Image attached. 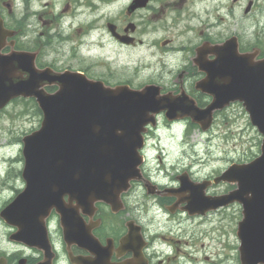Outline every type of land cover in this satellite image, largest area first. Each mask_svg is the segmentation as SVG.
<instances>
[{"label": "water", "instance_id": "1", "mask_svg": "<svg viewBox=\"0 0 264 264\" xmlns=\"http://www.w3.org/2000/svg\"><path fill=\"white\" fill-rule=\"evenodd\" d=\"M146 1L136 0L128 11L145 5ZM108 27L114 31L113 24L109 23ZM120 38L129 42L125 37ZM210 48L198 49L199 68L208 73V78L199 81L197 87L212 96L204 108L198 107L184 91L175 95L160 93L163 98L156 100L155 89L159 86L155 84L144 85L147 88L144 93H136V89L125 84L116 85L114 87L123 89L112 93L104 90L111 86L82 73L55 72L60 76H51L49 72L54 71L49 68L38 70L34 66V55L29 52L0 57V108L13 97L32 96L42 111L40 127L23 137L25 187L0 211V216L9 224L27 226L55 208L60 215L64 237L75 239L78 234L72 227L75 216L65 211L62 197L68 194L70 200L74 199L81 207L93 205L91 199L101 200L118 210L114 190H119L128 177L136 175L134 164L137 160L133 149L139 145L137 133L146 120L147 110L156 115L159 109L167 107L165 116L168 120L175 119L176 113L180 112L206 130L214 110L239 100L251 123L263 134L260 154L247 163L229 165L214 179V182L222 180L236 184L226 195L203 196L202 192L209 184L207 181L201 186H193L183 180L182 186L192 193L186 206L189 212H204L229 202H239L243 218L237 234L243 241L244 264H255L257 259H264V58L255 60V65L250 64L249 56L255 59L254 52H238L234 37ZM207 52H215L218 59L215 62L201 60ZM13 62L29 72L27 81L11 83L13 67L8 69L6 66H13ZM216 77H229L230 81L220 85L215 82ZM45 80L59 82L61 89L53 82L51 84L57 86L54 92L48 93L44 89L37 92V85ZM117 128L123 130V135L115 134ZM109 175L111 181L105 179ZM247 192H252L251 199L245 198ZM126 239L123 238V244Z\"/></svg>", "mask_w": 264, "mask_h": 264}, {"label": "clouds", "instance_id": "2", "mask_svg": "<svg viewBox=\"0 0 264 264\" xmlns=\"http://www.w3.org/2000/svg\"><path fill=\"white\" fill-rule=\"evenodd\" d=\"M49 0H0V11L5 15H10V19L20 22L23 25L22 31L19 34V40L26 47H32L36 44L40 32L43 31L44 24L42 14L47 11L46 5ZM136 0H93V4L86 5L77 3L74 5V12L79 13L82 8L87 7L88 17L86 23L89 25L90 33H98L102 35V40L108 49L116 51L137 52L140 49L139 45H133L125 48L119 44L108 32L106 24L109 20L120 21L127 23L125 16L130 5H134ZM169 5H180L181 0H166ZM159 7L160 5H156ZM172 17L177 16V10L173 8ZM144 12L136 13L133 22L142 23ZM223 17L222 22L217 21V17ZM71 17L60 16L56 25L51 29L49 35L51 42L40 50V60L43 65L55 66L60 68L65 74L70 75L65 68V65L71 67V62L79 56V44L69 39L71 31L67 30L66 21ZM180 22L186 26L187 31L182 37L184 43L180 47H173L164 52H159L152 45V49L157 52V60L152 64H143L136 62L125 67V72L130 78L136 93H144L147 88L144 85L150 82L159 84V88L155 89L156 100L163 98L160 94L161 90L179 87L181 91H191L196 86L197 81H205L208 78V73L203 72L201 75H189L183 79H177L184 69L188 66L189 60L187 56L191 53H186L184 49L190 48L193 43L198 42L201 37L198 34L204 31L208 37L213 39H227L231 34L232 29L238 31L240 39L247 44H255L258 39L264 38V0H259L257 9L248 16L237 17L229 8L226 0H187V4L183 6L179 14ZM171 23V19L169 20ZM167 34L166 28H160L158 33L151 34L152 40L161 39ZM123 35V33H122ZM147 34H142L140 39L147 40ZM83 39V38H82ZM76 47L74 54L72 49ZM12 48L13 45L7 44L6 40L2 39L0 48ZM208 47V46H207ZM211 49L210 47H208ZM13 53H9V56ZM8 56V57H9ZM3 57V56H0ZM250 57V64H257L254 57ZM171 58V62H168ZM198 58V51L195 60ZM83 59V58H81ZM111 59V58H110ZM204 59L208 62H215L218 56L215 52L205 53ZM124 64L113 63L110 68L119 76L120 72L117 69ZM77 61V67H79ZM85 70H92L99 73L104 71L107 74V69L97 68L95 62L90 60L84 61ZM51 76L59 77L55 72H49ZM12 84H19L21 81L29 79V72L16 66L13 62V70L10 72ZM230 81L229 77L221 79L216 77V83L226 85ZM55 82L59 89L61 84L57 81L49 82L47 80L39 83L36 91L48 87ZM123 88L111 87L104 89L112 93H117ZM126 90V89H124ZM176 99V97H171ZM159 123L152 124V118L155 112L147 110L145 112L146 120L140 125L138 130L139 145L133 151L137 162L134 164L136 175L128 177L124 181V185L119 190H114L116 201L120 200L121 193L124 192V202L127 205L128 215L133 219L132 227L140 226L145 229L144 233H131L138 237L141 242L139 256L132 250L124 251L126 256L125 264H140L141 258L146 256L151 260V264H157L158 261H163L164 264H203V261L197 258L196 253L192 252L191 257L186 256L183 252H177L172 243L162 240L160 234L171 233L175 235L174 226L179 222L170 214V209L161 205L157 197L166 193L168 189H175V200L178 204L187 206L192 193L190 189L179 191L182 188L181 176H186L188 182L193 186H201L203 181L214 174L215 170L221 166L227 170L228 165L224 163L220 157L223 155L216 148L218 140L211 139L207 132L200 133L195 139L188 131V123L190 117L176 113L175 119L165 123V114L168 112L167 107L159 109ZM145 124L151 125L145 130ZM99 131V128H95ZM117 136L123 135V130L117 128L115 131ZM146 141V143H145ZM20 148V144L15 145ZM106 180L111 181V176H106ZM129 181H133V186L129 188ZM26 183V182H25ZM25 183L21 187H25ZM238 183V181H237ZM149 188L152 191H149ZM149 194H152L149 198ZM203 195L210 196L212 192H202ZM68 195V194H67ZM252 192L245 193L246 199H251ZM63 199V197H62ZM68 195V200L65 206H73L77 211H83L78 202L75 205ZM96 199H91V204ZM40 223H43L44 216L38 217ZM184 224H189L191 221L183 218ZM85 228H90V225H85ZM236 239V237H233ZM239 245L238 253L233 252L224 260V264H237L236 257L243 264L241 248L243 241L241 238L237 240ZM122 245V242H121ZM4 253L8 256L14 255L16 252H22L24 256L35 255L30 248H19L16 246L5 247ZM57 251H61V246L57 245ZM190 251L187 247L185 252ZM90 261L96 260V254L89 252L85 258ZM76 260L73 258V261ZM59 264H69V255L65 252L59 258ZM255 264H264V259H257Z\"/></svg>", "mask_w": 264, "mask_h": 264}, {"label": "flooded vegetation", "instance_id": "3", "mask_svg": "<svg viewBox=\"0 0 264 264\" xmlns=\"http://www.w3.org/2000/svg\"><path fill=\"white\" fill-rule=\"evenodd\" d=\"M237 1V0H233ZM239 1V0H238ZM77 3H84L86 5L93 4V0H49V3L46 5L47 11L42 14L44 28L43 31L40 32V35L37 39V42L32 47H26L24 44L21 43L19 40V34L22 31L23 25L20 22H16L13 19H10V15H5L4 12L0 11V19L2 20V24L6 29L15 30L16 34L7 37H1L0 42L2 39L6 40L7 44L13 45L12 48L4 47L0 48V54L7 55L12 51H30L35 53V65L38 68L50 67L55 71H61L60 68L55 66H47L43 65L40 60V50L46 46L48 43L51 42V37L49 35L51 29L56 25L57 20L60 16L71 17L66 21V29L71 31V39L74 44H79V56L71 62L72 66L68 67L65 65L67 70H77L82 71L87 74L92 70H85L84 68V61L90 60L94 62V33L89 32V25L86 23L88 17L87 7L81 9V11L77 14L74 12V5ZM259 6V0H246L245 7L243 9V14L246 16L253 13L257 7ZM150 6H146L148 8ZM247 8V10H245ZM135 24V23H134ZM117 26V25H116ZM116 31L119 35H130L134 38L129 44H123L117 42L125 47H131L133 45H143L144 40L140 39L141 34L143 32L137 31V25H134L133 30H124V25L117 26ZM138 33V37H137ZM231 35V34H230ZM238 42H239V50L240 51H247L251 48H258L257 58L264 55V40L256 42L254 45L252 44L250 47H246L245 49H241V39L239 35L235 34ZM83 38V39H82ZM224 39H213L208 37L207 35L202 38L199 43L205 44H217L221 43ZM152 45H156V43H152ZM151 45V46H152ZM195 48L194 46L192 50L188 51L191 53V56H188L189 64L184 69V71L179 74L177 79H183L189 75H201L203 72L198 69L196 64L192 61L195 57ZM73 53H76V47L74 46L72 49ZM83 58V59H81ZM77 61H79V67H77ZM127 82L132 85L131 80H127ZM133 86V85H132ZM47 91H52L51 86L45 88ZM180 90L179 87L171 88V89H164L163 91H170L173 94L177 93ZM188 94L195 97L197 104L200 106H204L207 102L210 101V96L200 92L193 87L191 91L185 90ZM27 116H30L29 113H26ZM21 176V173H19ZM19 177V176H18ZM213 176H209L211 179ZM208 178V179H209ZM133 181L131 182L130 188L133 186ZM216 186H209L205 193L211 191L212 196H218L221 194H225L227 192L226 189L221 191H216L214 188ZM149 191H152L149 188ZM179 191H183L180 189ZM176 190L175 189H168L166 193H163L157 197L159 199L161 205H164L168 209H170V214L172 217L176 218L179 222L175 227L180 232V222H183V218L187 217L188 219L198 218L201 219L205 217V214H189L188 212L184 211V205H180L175 200ZM126 193L121 195L123 208L118 212H112L109 205L105 203L96 202L94 204V210L91 211V216L87 214L81 213L82 217L81 221H78L84 228V233L87 234L86 242H67L64 239L63 231L60 226L59 216L55 212V210H51L49 215L44 219V224H39L35 228L32 229H21L18 231L19 239H14L11 237V233L17 231L18 228L16 226H11L8 228V231L4 234L3 238L0 237V264H59V258L67 252L69 255V264H125L126 256L124 251L132 250L134 252L138 251L141 245H120L121 238L127 234L129 227L133 231L140 230V233L143 234L145 229L140 226L132 227L133 219L128 215L127 205L124 202V196ZM152 194H149V198ZM67 198L65 197V200ZM91 209H89L90 211ZM240 214L233 215L234 218L233 226H234V233L236 236V228L238 225V221ZM202 221V220H201ZM218 225H220V220L217 221ZM85 225H90V228H85ZM90 232V233H89ZM91 234V235H90ZM180 235V233H179ZM160 238L162 240L168 241L173 244L176 248L177 252H183L186 256L191 257L192 252L198 253L202 248L197 249V245L202 246L200 238L196 236L195 238H189L182 243L179 242L171 236V233H162L160 234ZM238 237L236 236V245H233L231 250L235 247V252L238 253V244H237ZM133 241V238L129 240V243ZM48 242V243H47ZM185 248L187 247L190 251L185 252L182 249V244ZM45 244H49L47 247L48 250L45 248ZM61 246V251H57V245ZM19 247V248H30L31 252L35 255H28L24 256L22 252H16L12 256H8L4 253L3 249L5 247ZM229 247L227 249L230 250ZM89 252H94L96 254V260L90 261L85 259ZM205 252V251H204ZM225 251H216L213 253V257L211 259L210 264H224V260L221 259L227 258ZM140 254V253H139ZM205 254V259H207L208 255ZM137 255V254H136ZM139 255H137L138 257ZM73 258L76 260L73 261ZM197 258H199L197 256ZM200 259V258H199ZM201 260V259H200ZM238 264L240 261L238 256L236 257ZM140 264H151V260L148 259L146 256L141 258ZM157 264H163V261H158ZM171 264V261H169Z\"/></svg>", "mask_w": 264, "mask_h": 264}, {"label": "rangeland", "instance_id": "4", "mask_svg": "<svg viewBox=\"0 0 264 264\" xmlns=\"http://www.w3.org/2000/svg\"><path fill=\"white\" fill-rule=\"evenodd\" d=\"M150 1L149 8L137 9L135 12L128 15L125 13V16L122 18L126 19L127 22H133L137 12H144L142 23H134L137 25V31L143 32L142 34H147L148 38L144 40V44L140 46L137 52H118L115 49H108L102 40V35L94 33L95 65L97 68L108 70L107 74L104 71H100L99 73L93 72L94 78L107 81L110 84L118 80H129L130 78L125 72V67L127 65L135 64L136 62L152 64L157 60V52L152 49V43H156L155 49L159 50V52H164L170 48L183 45L184 41L182 37L185 35L187 28L180 22L179 14L183 6L187 4V0H181V4L175 6L167 4L166 0ZM226 3L237 17L246 16L243 14L246 0H237L236 2L233 0H226ZM156 5L160 6L157 7ZM173 8L177 10L176 17H172L171 15ZM170 19L171 23H169ZM109 21L115 23L117 26L126 24L120 21ZM217 21L222 22L223 17H217ZM160 28H166L167 34L161 39L152 40L151 34L158 33ZM198 34L201 39L192 45H197L202 38L206 36L204 31H200ZM231 34L239 35L235 28L232 29ZM261 40H264V38L258 39L257 42ZM251 45L252 44L246 45L241 41L242 48H246L247 46L250 47ZM188 49L189 48L184 49L186 53H188ZM186 59H188L187 55ZM121 61H123L124 64L121 65L120 69H117V71L120 72V75L117 76L116 72L110 68V65L113 63L120 64ZM168 62H171V58H169ZM26 106L27 104L25 102L18 100L13 101L6 108L0 110V209L3 207V204L14 196L15 190L12 187L13 183L16 181L15 184L18 185L20 189L23 183L15 172L22 165L20 148L18 149L15 147L16 144H20L18 138H21L25 133L31 132V127L34 126V128H38L40 123L39 115L33 114V116L25 117V114H22V110L25 109ZM165 123H167V121H165ZM188 131L192 134L193 139L200 133L207 132L211 139L218 140L219 143L216 145V148L223 153L220 159L224 163H227V165L232 162L249 161L260 152L259 148L262 135L257 131L256 127L250 123L247 112L239 102H234L219 112L208 130L202 131L197 126L188 125ZM224 169L225 168L221 166L215 170L214 174ZM6 172L7 175L9 173L10 176H7ZM5 176L6 178L4 179ZM228 186V184L221 183L214 189L216 191L227 190ZM240 209L238 204H234L233 207L227 209L209 212L201 219H189L191 221L189 224L180 222V232L177 227L174 226L176 234H171V236H173L179 244L190 237L195 238L198 236L203 243L202 246L197 245V249L202 248V250L196 253V256L203 261V264H210L213 253L217 250L225 251L226 256L229 257L230 251L224 245L228 244L229 248L236 245V239H233V237L236 236L232 222L234 218L232 217L235 213L239 214ZM218 220H220V225L216 224ZM6 232L7 227L2 223L0 218V237L3 238ZM183 245L184 243L181 246L182 249L185 248ZM204 251L206 255H208L207 259L204 258ZM231 252H235V247Z\"/></svg>", "mask_w": 264, "mask_h": 264}]
</instances>
